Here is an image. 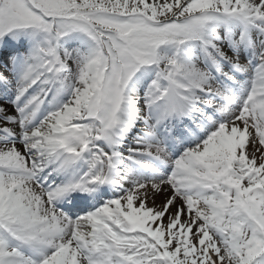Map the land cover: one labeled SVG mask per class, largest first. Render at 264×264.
Returning <instances> with one entry per match:
<instances>
[{
  "label": "snow or ice",
  "instance_id": "6c2138e0",
  "mask_svg": "<svg viewBox=\"0 0 264 264\" xmlns=\"http://www.w3.org/2000/svg\"><path fill=\"white\" fill-rule=\"evenodd\" d=\"M0 264H264V0H0Z\"/></svg>",
  "mask_w": 264,
  "mask_h": 264
}]
</instances>
